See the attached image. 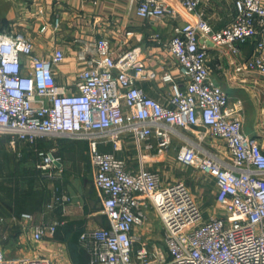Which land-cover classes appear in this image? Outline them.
<instances>
[{"label": "built area", "instance_id": "2783aa9c", "mask_svg": "<svg viewBox=\"0 0 264 264\" xmlns=\"http://www.w3.org/2000/svg\"><path fill=\"white\" fill-rule=\"evenodd\" d=\"M135 1L145 19L170 17L175 9L166 0ZM178 2L184 15L195 17L176 25L166 42L180 73L179 80L169 72L161 77L171 88L167 104L139 86L140 81L155 80L156 72L140 61L136 48L118 52L105 36L87 41L77 53L81 70L64 86L55 73L68 59L63 46L47 53L26 32L0 31V136L9 138L15 152L19 143L35 145L42 139L88 142L102 213L110 224L81 233L79 244L89 264H264V150L257 137L244 131L241 101L231 104V97L213 83L207 47L211 42L238 55V43L252 40L254 53L236 71L264 76V4L235 0L231 24L214 30L197 13L200 0ZM50 26L58 30L59 19L42 31ZM155 37L160 41L159 34ZM179 130L194 132L199 143L209 136L224 143L213 153L187 141L177 154L181 165L213 181L220 215L205 217L184 183H164L148 170L129 171L124 159L99 149L111 143L120 150L132 136L146 149L153 148L150 140L156 138L157 148L168 151L174 136L187 140ZM36 152L39 170L50 178L61 175L54 149ZM21 219L32 224L34 216L23 213ZM153 220L162 225L165 250L153 238ZM4 224L0 214V226ZM58 225L33 224V240L53 237ZM145 225L152 235L136 231ZM0 264L57 263L44 256L11 257L0 239Z\"/></svg>", "mask_w": 264, "mask_h": 264}, {"label": "crops", "instance_id": "0c3cea01", "mask_svg": "<svg viewBox=\"0 0 264 264\" xmlns=\"http://www.w3.org/2000/svg\"><path fill=\"white\" fill-rule=\"evenodd\" d=\"M166 1L174 3L172 15L155 20L140 17L135 0H0V31L32 29L36 46L47 53L54 46H63L68 59L55 73L58 83L64 86L69 85L81 70L77 53L87 41L105 36L113 41L118 52L136 48L140 61L156 72L155 80L140 81L139 86L148 96L167 104L171 88L161 77L169 72L179 80L180 73L175 59L165 47L166 42L172 37L176 25H184L195 16L184 15L178 0ZM262 2L264 4V0ZM197 13L202 14L214 30H221L231 24L236 15L235 0H200ZM56 19L60 21L58 30L50 26L42 31L44 25ZM128 32L132 35L127 36ZM157 34L160 41L155 37ZM121 39L124 44L120 45ZM238 46L241 52L234 55L226 47L207 43L212 81L231 97V104L241 101L245 111L248 101H251L249 93L253 92L251 97L262 96L259 100L260 118L253 125L244 123V131L257 137L264 150V76L237 73L236 67L255 50L252 40L238 43ZM179 132L187 140L174 136L173 146L168 151L157 148L156 138L150 140L153 148L146 149L145 143L136 142L132 136L126 137L120 150L115 151L111 143L100 144L99 149L124 159L129 171L156 172L164 183L182 182L191 193L193 189L200 193L208 190L210 196L204 206L200 203L201 198L194 195L200 200L204 216L222 214L216 204L213 181L196 168L181 165L177 154L187 141L200 144L213 153L223 148L224 143L211 136L199 143L194 132ZM3 137L0 136V151L5 144L10 148L9 138L5 136V141ZM37 149H54V156L60 160L61 175L50 178L37 168ZM16 150H12V155L7 151L0 163V214L5 218V224L0 226V239L8 255L24 259L50 257L57 264H89V256L79 244L81 233L86 229L108 228L110 224L102 213L103 199L94 183L95 172L88 142L42 139L35 145L19 143ZM175 168L181 172L174 171ZM17 196L20 201L15 200ZM23 213L34 216L32 224L21 219ZM54 222L59 225L53 237L41 242L33 240V224ZM136 231L150 236L153 229L145 225ZM4 235L6 237L2 238ZM74 254L77 260L73 258Z\"/></svg>", "mask_w": 264, "mask_h": 264}, {"label": "rangeland", "instance_id": "374dc122", "mask_svg": "<svg viewBox=\"0 0 264 264\" xmlns=\"http://www.w3.org/2000/svg\"><path fill=\"white\" fill-rule=\"evenodd\" d=\"M18 30L26 32V33H30V35L33 36V34H32L33 30L32 29L23 30V29L18 28ZM251 94L253 95V92H251ZM251 94L250 93L248 94V96L251 98V101H248V103L246 105V111H245V109L243 107V110H244V123L246 125H250V124L253 125V123L260 118V116H259L260 115L259 105L261 104V102H259V100H260V98L262 96L257 94L254 97H251ZM2 139H5V136ZM5 141H6V139H5ZM7 151L9 152L8 153L9 155L13 154L12 149L9 148L7 146V144H5L4 148H3V151H0V163H2V160L4 158V154L7 153ZM174 171H178L179 173L181 172V170L178 169V168H175ZM183 171L187 172L186 170H183ZM192 192H193L192 193L193 196L195 195L196 197H200L201 198L202 202H200V203H202L203 206L205 205V203H207L206 201H208L207 199H209V196H210L209 193H208V190H204V191H202L203 193H200L199 191L196 192V190L193 189ZM195 196H194L195 200L200 205V203L198 202L199 198L196 199ZM200 207H202V206H200ZM154 225H155L156 232L154 233L153 238H154L155 242L159 243V246L161 248H163V250H165L164 244H163V241H162V225L158 221H154Z\"/></svg>", "mask_w": 264, "mask_h": 264}, {"label": "trees", "instance_id": "16d2710c", "mask_svg": "<svg viewBox=\"0 0 264 264\" xmlns=\"http://www.w3.org/2000/svg\"><path fill=\"white\" fill-rule=\"evenodd\" d=\"M60 140H61V139H60ZM10 194H11V193H10ZM15 200H19V201H20V198H19V196H17ZM1 201H2V198H0V202H1ZM74 256H75V257H73V258H74L75 260H77V259H76V255H75V254H74Z\"/></svg>", "mask_w": 264, "mask_h": 264}, {"label": "water", "instance_id": "95a60500", "mask_svg": "<svg viewBox=\"0 0 264 264\" xmlns=\"http://www.w3.org/2000/svg\"><path fill=\"white\" fill-rule=\"evenodd\" d=\"M263 121H264V116H263Z\"/></svg>", "mask_w": 264, "mask_h": 264}]
</instances>
